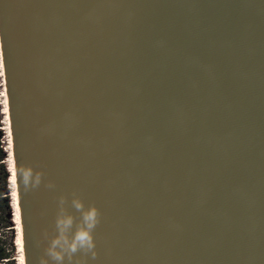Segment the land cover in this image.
Returning a JSON list of instances; mask_svg holds the SVG:
<instances>
[{
    "label": "water",
    "instance_id": "obj_1",
    "mask_svg": "<svg viewBox=\"0 0 264 264\" xmlns=\"http://www.w3.org/2000/svg\"><path fill=\"white\" fill-rule=\"evenodd\" d=\"M0 46L25 264H264V0H0Z\"/></svg>",
    "mask_w": 264,
    "mask_h": 264
},
{
    "label": "rangeland",
    "instance_id": "obj_2",
    "mask_svg": "<svg viewBox=\"0 0 264 264\" xmlns=\"http://www.w3.org/2000/svg\"><path fill=\"white\" fill-rule=\"evenodd\" d=\"M1 65H2V58H1V49H0V144L2 147V151L4 152V160L1 163H3L7 171L9 170L12 173L11 176L12 188L8 179L6 190L4 191L3 196H1V198L3 199H1L0 201V237L3 238L8 245L10 243H13L15 247L14 258L16 260V264H24L22 260L21 248L19 246V229H18L19 226L16 221V209L13 208L12 205V203L15 202L14 194L16 188L12 182L13 163L11 159L12 149H11V138H10V125L8 122V115L6 113L7 98L4 96V93L2 94L3 91L2 84L3 81L5 84V80ZM3 111L5 116L3 114ZM12 193H13V197H12ZM14 209H15V220H14ZM16 242L19 249L16 245Z\"/></svg>",
    "mask_w": 264,
    "mask_h": 264
},
{
    "label": "clouds",
    "instance_id": "obj_3",
    "mask_svg": "<svg viewBox=\"0 0 264 264\" xmlns=\"http://www.w3.org/2000/svg\"><path fill=\"white\" fill-rule=\"evenodd\" d=\"M21 177L26 186L32 183L31 170L22 171ZM36 183H38V178ZM74 206L82 212V224L74 235H70L74 223L73 218L68 216L58 220L57 227L60 236L53 241L52 247L48 250V255L53 260L62 261L66 252L74 253L81 249L89 250L94 246L91 231L95 227L96 210L93 208L85 212L83 211V205L76 203ZM42 264H46V262H42Z\"/></svg>",
    "mask_w": 264,
    "mask_h": 264
},
{
    "label": "trees",
    "instance_id": "obj_4",
    "mask_svg": "<svg viewBox=\"0 0 264 264\" xmlns=\"http://www.w3.org/2000/svg\"><path fill=\"white\" fill-rule=\"evenodd\" d=\"M2 87H3V91H2V94H3L5 93L4 81H3ZM3 114H4V111H3ZM3 160H4V152L2 151V147L0 144V201L1 199H3L1 198V196H3L4 191L6 190L8 179L11 184V176H12L11 171L8 170L9 171L8 172L6 167L3 165V163H1ZM11 188H12V184H11ZM12 197H13V193H12ZM12 205H13V208H15L14 202L12 203ZM14 220H15V209H14ZM16 245H17V242H16ZM14 252H15V247L13 243H10L8 245L7 242L3 238L0 237V264H16V260L14 258Z\"/></svg>",
    "mask_w": 264,
    "mask_h": 264
},
{
    "label": "bare ground",
    "instance_id": "obj_5",
    "mask_svg": "<svg viewBox=\"0 0 264 264\" xmlns=\"http://www.w3.org/2000/svg\"><path fill=\"white\" fill-rule=\"evenodd\" d=\"M0 49H1V46H0ZM1 68L3 69V76H4L3 63L1 65ZM4 96L7 98L6 91L4 93ZM6 113L8 115V122H9V125H10V117H9V111H8V103H7V107H6ZM10 138H11V130H10ZM11 149H12L11 159H12V163H13V168H12V171H13L12 182H13L15 188H16L15 194H14V201H15L14 202V205H15V209H16V221H17V224L19 226L18 227V229H19V246H20L21 252H22V260H23V262L25 264V261H24L23 239H22V226H21V217H20L19 200H18V190H17L16 174H15V169H14V155H13V147H12V138H11Z\"/></svg>",
    "mask_w": 264,
    "mask_h": 264
}]
</instances>
